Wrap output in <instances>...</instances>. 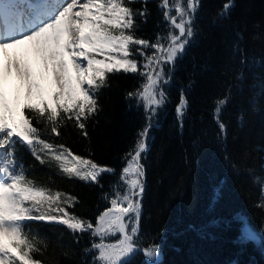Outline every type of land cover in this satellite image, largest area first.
Instances as JSON below:
<instances>
[{
	"label": "snow or ice",
	"instance_id": "1",
	"mask_svg": "<svg viewBox=\"0 0 264 264\" xmlns=\"http://www.w3.org/2000/svg\"><path fill=\"white\" fill-rule=\"evenodd\" d=\"M136 2L65 0L57 7L55 0H0V264H44L36 257L46 253L47 242L32 232L29 222L65 226L77 241L80 235H89L92 241L84 249V264H137L141 254L144 264H159L160 245L142 247L140 243L146 188L143 158L152 122L168 102L165 85L172 79L171 68L198 33L201 0H160L158 8L168 32L158 33L154 42L135 34L137 18L147 22L150 16L149 0H140L141 9H134ZM233 6L234 0H228L217 16L228 18ZM238 37L242 39L239 33ZM233 51L240 54L241 67L232 69L235 82L226 85L213 117L224 159L238 173L239 166L226 150L227 125L221 117L235 94L242 95L248 86L245 69L264 68V63L253 59L249 65L238 43ZM118 73L143 78L127 98H136L137 105L143 106L147 123L125 154V166L111 194H104L110 206L93 222L71 211L79 203L76 196L30 178L18 149L25 148L40 165L55 164L68 179L103 188L102 177L115 174L116 169L78 155L51 138L61 137L62 129L69 126L87 137V121L100 111L99 93L108 86L110 75ZM252 81L249 105L257 111L264 97V74L253 72ZM188 107L182 90L176 106L181 129ZM238 119L242 125L243 112ZM247 171L264 198V174ZM218 194L222 196V186ZM257 207L264 208V199ZM241 240L258 242L259 237L245 227Z\"/></svg>",
	"mask_w": 264,
	"mask_h": 264
},
{
	"label": "trees",
	"instance_id": "2",
	"mask_svg": "<svg viewBox=\"0 0 264 264\" xmlns=\"http://www.w3.org/2000/svg\"><path fill=\"white\" fill-rule=\"evenodd\" d=\"M159 2L149 0L147 22L137 18L138 37L154 42L158 33L167 35L168 25ZM226 2L201 0L198 33L172 68V79L165 85L168 102L153 120L148 136L143 158L146 188L140 243L142 247L160 245L159 264H264V208L257 207L264 198L247 171L251 168L257 175L264 174V97L257 111L249 105L254 91L249 87L252 73L264 74V68L245 69L248 86L242 95L235 94L221 117L227 125L226 150L239 166L238 173L224 159L213 117L216 101L225 95L226 85L235 82L232 69L241 67V56L234 53V45L238 43L243 49L249 65L253 59L264 63V0H234L229 17L220 19L217 13ZM133 7L141 9L144 5L137 0ZM142 82L136 74H111L108 86L99 93L100 111L87 121L88 136L69 126L62 129L61 137L51 138L78 155L116 169L115 174L102 177L103 188L68 179L55 164L40 165L25 148H20L30 178L76 196L79 203L71 211L80 217L95 222L97 215L110 206L104 194H111L125 166V154L134 147L147 123L143 106L137 105L136 98H127ZM182 90L189 107L181 129L176 106ZM241 112L242 125L238 119ZM218 186L223 187L222 196ZM244 222L260 234L261 246L239 241ZM29 224L32 232L47 242L46 253L36 257L44 264H84V249L92 241L89 235H80L77 241L65 226ZM136 261L144 264L143 255Z\"/></svg>",
	"mask_w": 264,
	"mask_h": 264
},
{
	"label": "rangeland",
	"instance_id": "3",
	"mask_svg": "<svg viewBox=\"0 0 264 264\" xmlns=\"http://www.w3.org/2000/svg\"><path fill=\"white\" fill-rule=\"evenodd\" d=\"M0 66H2V65L0 64ZM34 69H35V67H33V71H34ZM35 72H37V71H35ZM37 78L39 79V76H38ZM39 81H40V80H39ZM40 83H41L42 85L44 84L43 81H41ZM245 227L251 229L249 226H247V225H243V227H242V235H243V231H244ZM251 230H252V229H251ZM258 237H259V236H258Z\"/></svg>",
	"mask_w": 264,
	"mask_h": 264
},
{
	"label": "bare ground",
	"instance_id": "4",
	"mask_svg": "<svg viewBox=\"0 0 264 264\" xmlns=\"http://www.w3.org/2000/svg\"><path fill=\"white\" fill-rule=\"evenodd\" d=\"M6 62H7L6 59H4V60H3V63H6ZM36 71L38 72V69H36ZM12 75H13V77H14V76H15V73H14V74L12 73Z\"/></svg>",
	"mask_w": 264,
	"mask_h": 264
}]
</instances>
